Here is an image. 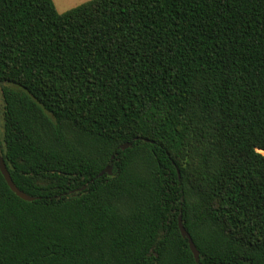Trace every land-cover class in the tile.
<instances>
[{
	"label": "trees",
	"instance_id": "trees-1",
	"mask_svg": "<svg viewBox=\"0 0 264 264\" xmlns=\"http://www.w3.org/2000/svg\"><path fill=\"white\" fill-rule=\"evenodd\" d=\"M0 153V264H264V0H0Z\"/></svg>",
	"mask_w": 264,
	"mask_h": 264
},
{
	"label": "water",
	"instance_id": "water-1",
	"mask_svg": "<svg viewBox=\"0 0 264 264\" xmlns=\"http://www.w3.org/2000/svg\"><path fill=\"white\" fill-rule=\"evenodd\" d=\"M129 142H124L122 144H120V148L121 149H125L126 147L129 146ZM112 165H107L106 167H104L98 174L99 175H102L104 173H107V174H111L112 173ZM0 172L1 174L3 175L7 185L9 186V188L17 195L19 196L20 198L24 199V200H33L35 197L34 196H31L27 193H25L23 190H21L20 188H18V186L14 183V181L12 180L11 176H10V173L6 167V164L4 162V159L0 153ZM178 226H179V229H180V232L181 234L187 238V241H188V245H189V248L191 250V252L193 253V256H194V259H195V262L198 264L199 262V251L198 249L196 248V245L194 243V241L192 240L190 234L188 233V231L185 229L184 225H183V222H182V219H181V215L178 216Z\"/></svg>",
	"mask_w": 264,
	"mask_h": 264
},
{
	"label": "crops",
	"instance_id": "crops-1",
	"mask_svg": "<svg viewBox=\"0 0 264 264\" xmlns=\"http://www.w3.org/2000/svg\"><path fill=\"white\" fill-rule=\"evenodd\" d=\"M86 0H53L58 11H64Z\"/></svg>",
	"mask_w": 264,
	"mask_h": 264
}]
</instances>
